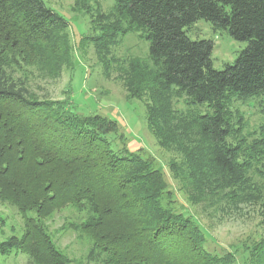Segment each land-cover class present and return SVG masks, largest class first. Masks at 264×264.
Wrapping results in <instances>:
<instances>
[{
  "label": "trees",
  "instance_id": "obj_1",
  "mask_svg": "<svg viewBox=\"0 0 264 264\" xmlns=\"http://www.w3.org/2000/svg\"><path fill=\"white\" fill-rule=\"evenodd\" d=\"M94 16L101 35L87 40L107 74L119 36L142 32L150 42L148 58L133 60L124 73L129 101H151L148 129L160 146L181 154L187 168L173 161L170 171L191 204L197 205L194 190L206 209L226 199L236 208L263 202L264 209V167L254 169L264 162V127L247 148L243 141L228 143L234 100L260 97L264 112V0H117L115 17L124 24ZM200 20L248 43L223 71L213 67L214 44L188 36ZM68 26L44 0H0V201L16 207L25 222L21 236L0 241V257L70 264L45 222L76 205L89 212L80 226L93 243L89 254L103 256L105 264H239L233 252L208 249L207 233L178 211L158 162L126 147L112 149L108 135L126 141L117 120L79 115L69 100H38L14 73L33 66L57 75L68 68ZM173 91L212 113L179 116L170 103ZM188 127L197 135L194 148L187 145ZM241 250V264H264V237Z\"/></svg>",
  "mask_w": 264,
  "mask_h": 264
},
{
  "label": "rangeland",
  "instance_id": "obj_2",
  "mask_svg": "<svg viewBox=\"0 0 264 264\" xmlns=\"http://www.w3.org/2000/svg\"><path fill=\"white\" fill-rule=\"evenodd\" d=\"M44 2L69 25L67 32L72 42L71 65L56 71L57 75H52L51 69L41 70L30 66L22 71L18 69L14 71L17 77L22 76L28 81L30 92L38 100H69L73 111L79 115H102L117 120L126 141L121 142L114 134L108 135L107 139L111 142L112 149L118 151L126 147L129 152H139L146 159L158 162L165 172L169 189L174 194L178 211L199 221L207 233L208 249L216 253L233 252L241 264L242 246L264 237L263 202L240 204L236 208L226 199V203L218 208L206 209V202L201 201L202 197L193 190L190 192L197 205H192L188 195L181 189V182L170 171L173 161L178 164L180 170L187 168L183 164L181 154L175 149L160 146L148 129L145 105H151V101L148 97L142 101H129L124 73H127L133 60L145 61L148 58L150 42L145 39L144 33L134 32L118 37L117 44L111 49L115 61L111 63L110 74H107L97 57L96 48L87 38L101 35L100 26L98 30L97 18L94 16L96 14L111 15L112 23L124 24V21H118L115 17L117 0H44ZM81 7H92L93 11L85 13ZM101 26L104 28L103 24ZM188 36L193 41L207 40L214 44L211 59L217 71H223L227 65H233L248 46V43L235 41L227 31L217 29L205 20L195 23ZM120 72L124 79L120 77ZM187 101L188 99L177 94V91L171 93L170 103L179 116L212 113V109L206 105L188 106ZM262 105L260 97L234 100L229 111L235 132L228 139L229 144L243 141L247 148L249 144L260 139L261 129L264 127ZM237 131L240 133H236ZM185 133L189 140L188 147L194 148L197 138L195 130L188 127ZM244 159H240V162ZM263 167L264 162H259L254 169ZM89 219L88 210L80 209L76 205H67L45 222L59 251L70 260V264H105L103 256L89 254L93 243L89 235L80 231V226ZM0 220V241L13 236L14 232L17 236L22 235L25 222L16 207L0 201ZM0 264L29 262L24 255H12L0 257Z\"/></svg>",
  "mask_w": 264,
  "mask_h": 264
}]
</instances>
